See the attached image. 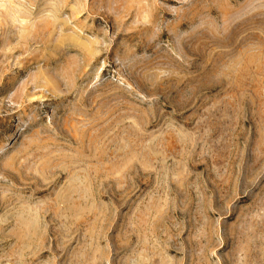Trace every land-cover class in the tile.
<instances>
[{
  "label": "rangeland",
  "instance_id": "1",
  "mask_svg": "<svg viewBox=\"0 0 264 264\" xmlns=\"http://www.w3.org/2000/svg\"><path fill=\"white\" fill-rule=\"evenodd\" d=\"M0 264H264V0H0Z\"/></svg>",
  "mask_w": 264,
  "mask_h": 264
}]
</instances>
